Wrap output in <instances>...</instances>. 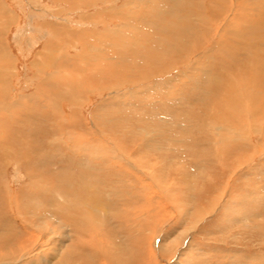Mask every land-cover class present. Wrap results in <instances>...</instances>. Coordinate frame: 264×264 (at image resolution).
Returning <instances> with one entry per match:
<instances>
[{"label": "rangeland", "instance_id": "374dc122", "mask_svg": "<svg viewBox=\"0 0 264 264\" xmlns=\"http://www.w3.org/2000/svg\"><path fill=\"white\" fill-rule=\"evenodd\" d=\"M260 1L0 0V264H264Z\"/></svg>", "mask_w": 264, "mask_h": 264}, {"label": "bare ground", "instance_id": "6f19581e", "mask_svg": "<svg viewBox=\"0 0 264 264\" xmlns=\"http://www.w3.org/2000/svg\"><path fill=\"white\" fill-rule=\"evenodd\" d=\"M262 1V0H261ZM260 1V2H261ZM262 3V4H261ZM260 3V5L259 6H263L264 5V1L263 2H261ZM201 4V3H200ZM239 5V4H238ZM6 6V5H5ZM4 6V4L3 3H1L0 2V18H3L4 20H6V23H8L9 21H10V19L12 18V13L10 14V12L8 11V9L6 8ZM11 16V17H10ZM13 20H15V19H13ZM2 22V21H1ZM217 22V21H216ZM244 22V21H243ZM2 29H0V31H1ZM1 33L2 32H0V79L5 83V80H6V78L8 77V74H4L3 72H4V70H7L6 69V67H7V65H6V60H11V56H10V54L8 53V51H7V49L5 48L6 46L4 45V41H3V39H2V35H1ZM32 41V40H31ZM232 48H234V47H232ZM233 54V53H232ZM40 55V54H39ZM40 73H41V71H40ZM7 75V76H6ZM48 76V75H47ZM9 78V77H8ZM1 92H2V89H1ZM3 100H2V102H0V106H2V110L3 111H0V113H3L4 114V112H6V111H10V110H13L14 108H16L15 106L16 105H18V104H16V105H13V104H10L8 101H7V99H8V97H9V93H7V89H6V87H5V89H3ZM15 93V92H14ZM67 93H70V92H66L65 94H64V96L65 97H67L68 99H69V94L68 95H66ZM24 95V94H23ZM70 95H71V93H70ZM61 96V95H60ZM59 95H56V93L55 94H51L50 95V98H49V103H48V106H50L54 111H55V109H58V107H59V104H60V102H59V98H61ZM63 96V95H62ZM63 96V97H64ZM72 97V96H71ZM34 98V97H33ZM37 98V100H39L40 101V98H38V96L36 97ZM69 100H72L71 98L69 99ZM31 101V100H30ZM16 102H18L17 100H16ZM15 102V103H16ZM43 102V101H42ZM13 106H14V108H13ZM22 107V106H21ZM25 107V106H24ZM18 108V107H17ZM59 111V110H58ZM14 114V113H13ZM9 115H11V113L9 114ZM102 222V221H101ZM69 227V226H68ZM67 227V228H68ZM80 228V227H79ZM104 228V227H103ZM62 229H64L63 228V226H62ZM71 229V228H70ZM74 229V228H73ZM73 229L72 230H68V231H71V233H74V234H76L77 235V233H78V231L76 230V231H74V232H72L73 231ZM77 229V228H76ZM40 230V229H39ZM45 231V230H44ZM62 231H64V230H62ZM46 234H43V232H42V234H43V236L45 237V238H47V240H49L50 241V244H54V242L55 243H59V242H61V240H59V238L61 239V235L62 234H60V232H58V231H53V232H51V231H48V232H45ZM67 233V232H66ZM69 233V232H68ZM67 233V234H68ZM73 234V235H74ZM156 234V233H155ZM38 235H40L41 236V233H38ZM64 235V234H63ZM69 235V234H68ZM72 235V234H71ZM80 235V234H79ZM42 236V237H43ZM65 236L66 235H64L63 237L65 238ZM81 236V235H80ZM39 237V236H38ZM52 237H54V238H52ZM106 238V237H105ZM154 238H156L155 236H154ZM30 239V238H29ZM36 239V238H35ZM34 239V240H35ZM25 240V239H24ZM37 240H38V238H37ZM64 240V239H63ZM72 240V239H71ZM103 240V239H102ZM46 241V240H45ZM44 241V242H45ZM96 241V240H95ZM35 243L36 241H30L29 243L27 242L26 244H27V248H29V249H31V248H33L32 246H35V244H32V243ZM152 242H153V240H152ZM103 243V241H100V240H98V241H96V246H97V252H98V254L100 255V257H103V258H106V259H108V257H109V252H107V250H106V247L104 246V243ZM26 244H24V245H26ZM68 244V243H67ZM46 245V242L44 243V244H41V246L40 247H42L43 249L46 247L45 246ZM22 248V247H21ZM56 248V247H55ZM96 248V247H95ZM37 249H39V246L37 247ZM36 249V250H37ZM22 250H24V249H22ZM35 250V251H36ZM45 250H46V248H45ZM41 251V250H40ZM24 252V251H23ZM13 256V255H12ZM25 256V254L24 253H21V255L19 256L20 258L21 257H24ZM13 257H15V256H13ZM11 258V257H10ZM9 259V258H8ZM47 259V258H46ZM1 260H4V258L3 257H1L0 256V263H1ZM9 261H10V259H9ZM11 263V262H10Z\"/></svg>", "mask_w": 264, "mask_h": 264}]
</instances>
